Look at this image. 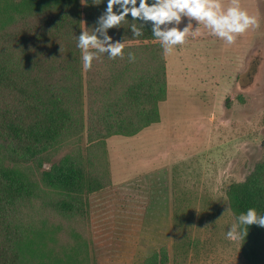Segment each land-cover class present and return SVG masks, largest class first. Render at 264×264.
I'll return each instance as SVG.
<instances>
[{
    "label": "trees",
    "instance_id": "1",
    "mask_svg": "<svg viewBox=\"0 0 264 264\" xmlns=\"http://www.w3.org/2000/svg\"><path fill=\"white\" fill-rule=\"evenodd\" d=\"M106 7L107 0H0V264H84L90 250L78 225L88 223L90 196L111 185L106 139L160 121L165 63L150 22L133 37L129 14L108 30L125 40L123 58L101 54L82 68L75 36L95 28ZM64 145L70 153L42 171L40 184L19 167L49 163ZM227 198L234 218L250 207L264 214V170L232 183ZM241 242L250 264L264 261V228L249 226ZM144 264H167L165 254Z\"/></svg>",
    "mask_w": 264,
    "mask_h": 264
},
{
    "label": "rangeland",
    "instance_id": "2",
    "mask_svg": "<svg viewBox=\"0 0 264 264\" xmlns=\"http://www.w3.org/2000/svg\"><path fill=\"white\" fill-rule=\"evenodd\" d=\"M239 3L259 21L244 46L207 37L203 26L163 52L161 120L135 136L106 139L111 185L90 196L88 223L78 225L90 250L84 264H144L160 253L167 264H250L242 242L225 235L235 222L227 191L264 170V0ZM70 149H56L42 166L19 167L39 182Z\"/></svg>",
    "mask_w": 264,
    "mask_h": 264
},
{
    "label": "clouds",
    "instance_id": "3",
    "mask_svg": "<svg viewBox=\"0 0 264 264\" xmlns=\"http://www.w3.org/2000/svg\"><path fill=\"white\" fill-rule=\"evenodd\" d=\"M129 14L133 18L130 27L132 36H142L145 25L150 22L151 34L160 42L165 55L174 52L177 45L186 43L189 36H199L201 25L211 35L232 45L238 35L259 24L256 16L240 6L239 0H232L227 7L222 0H107V7L98 17L96 27L91 31L82 30L78 37L75 36L76 47L81 50L83 70L91 69L93 61L101 54L108 59L123 58L125 40H114L108 30L120 27L128 20ZM185 18L187 23L181 27ZM127 58L129 62H134L135 53L129 51ZM251 225L264 228V214L258 213L254 207L235 216V222L225 233L226 238L233 242L244 240Z\"/></svg>",
    "mask_w": 264,
    "mask_h": 264
},
{
    "label": "crops",
    "instance_id": "4",
    "mask_svg": "<svg viewBox=\"0 0 264 264\" xmlns=\"http://www.w3.org/2000/svg\"><path fill=\"white\" fill-rule=\"evenodd\" d=\"M203 28V25H201V29ZM206 36L207 37H213V35L209 36L207 33H206ZM207 37L205 39H207ZM236 40H241L243 42V46L245 44V33L242 34V35H238L237 39ZM238 43H240V41H238ZM237 45H240V44H237ZM242 53L244 54V50H242ZM167 98H168V89H167V97H166V100L164 102H162L159 106V109L161 108V106H163L166 101H167ZM160 120H161V112H160Z\"/></svg>",
    "mask_w": 264,
    "mask_h": 264
},
{
    "label": "water",
    "instance_id": "5",
    "mask_svg": "<svg viewBox=\"0 0 264 264\" xmlns=\"http://www.w3.org/2000/svg\"><path fill=\"white\" fill-rule=\"evenodd\" d=\"M263 144H264V141H263Z\"/></svg>",
    "mask_w": 264,
    "mask_h": 264
}]
</instances>
